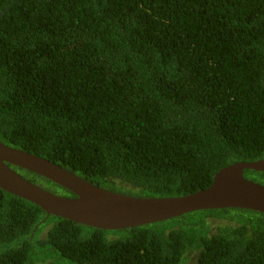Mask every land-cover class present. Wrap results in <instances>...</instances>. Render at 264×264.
Wrapping results in <instances>:
<instances>
[{
	"label": "trees",
	"instance_id": "obj_1",
	"mask_svg": "<svg viewBox=\"0 0 264 264\" xmlns=\"http://www.w3.org/2000/svg\"><path fill=\"white\" fill-rule=\"evenodd\" d=\"M0 142L137 197L264 159V0H0ZM243 176L264 185V171ZM208 216L230 223L209 235ZM195 251L189 264H264V214L107 230L0 188V264H188Z\"/></svg>",
	"mask_w": 264,
	"mask_h": 264
},
{
	"label": "water",
	"instance_id": "obj_2",
	"mask_svg": "<svg viewBox=\"0 0 264 264\" xmlns=\"http://www.w3.org/2000/svg\"><path fill=\"white\" fill-rule=\"evenodd\" d=\"M10 164L32 171L75 196L52 193L24 178ZM245 169L264 171V159L225 166L214 174L209 186L187 195L137 197L101 188L45 158L0 142V188L33 202L47 215L107 230L148 224L203 209L233 207L264 214V185L245 178Z\"/></svg>",
	"mask_w": 264,
	"mask_h": 264
},
{
	"label": "flooded vegetation",
	"instance_id": "obj_3",
	"mask_svg": "<svg viewBox=\"0 0 264 264\" xmlns=\"http://www.w3.org/2000/svg\"><path fill=\"white\" fill-rule=\"evenodd\" d=\"M245 178H247V177H245ZM247 179L252 180L251 178H247ZM252 181H254V180H252ZM206 220H208L210 225H211L210 228L208 229V234L209 235L216 234L220 226H223V225H226V224L230 223V222H228L227 220H225L223 218H216V217H213V216L206 217ZM232 224L237 225L238 223L236 221H233ZM196 256H197L196 251L192 252L191 255L189 256L188 264L190 262H192L196 258Z\"/></svg>",
	"mask_w": 264,
	"mask_h": 264
},
{
	"label": "rangeland",
	"instance_id": "obj_4",
	"mask_svg": "<svg viewBox=\"0 0 264 264\" xmlns=\"http://www.w3.org/2000/svg\"><path fill=\"white\" fill-rule=\"evenodd\" d=\"M56 194L57 195H61V196H68V193L67 192H64V191H62V190H58V191H56Z\"/></svg>",
	"mask_w": 264,
	"mask_h": 264
}]
</instances>
